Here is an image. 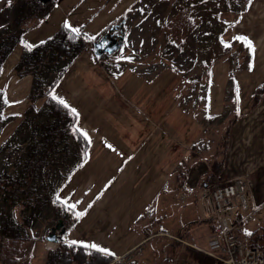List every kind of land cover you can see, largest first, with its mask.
I'll return each mask as SVG.
<instances>
[{
  "label": "crops",
  "instance_id": "obj_1",
  "mask_svg": "<svg viewBox=\"0 0 264 264\" xmlns=\"http://www.w3.org/2000/svg\"><path fill=\"white\" fill-rule=\"evenodd\" d=\"M1 1L6 5L12 0ZM140 1L55 0L50 14L26 32L24 41L38 44L63 24L95 38L109 26L123 24V17ZM231 27L253 48L245 44L237 50L236 45L230 61L226 56L213 61L204 107L206 115L233 116L223 170L213 185L236 179L243 184L246 207L235 199L239 207L234 220L244 215L242 211L264 207V95L250 110L254 92L264 84V0H250ZM119 50L108 58L109 68L93 51H84L51 92L76 110V127L88 141L83 162L57 194L78 214L64 240L89 250H107L99 252L113 258L109 264L146 263L144 247L160 236L206 248L215 224L206 179L222 136L212 143L205 116L184 107L177 94L180 75L173 67L152 72L117 68L112 58ZM21 51L18 44L0 74L7 101L3 115L12 118L0 133V145L31 104V77L20 78L14 70ZM180 231L194 237L180 239Z\"/></svg>",
  "mask_w": 264,
  "mask_h": 264
},
{
  "label": "trees",
  "instance_id": "obj_2",
  "mask_svg": "<svg viewBox=\"0 0 264 264\" xmlns=\"http://www.w3.org/2000/svg\"><path fill=\"white\" fill-rule=\"evenodd\" d=\"M247 3L240 12L247 7ZM54 4L55 0H12L5 7L9 11L8 18L0 22V74L11 52L22 44L19 60L14 67L15 74L20 78L31 77L28 95L31 104L9 138L0 145V155L7 153L8 160L0 171V261L3 264H19L22 261L20 256L17 257L18 249L38 223L48 222L43 235L46 239L49 228L59 221L63 222L67 233L78 219L75 210L59 200L57 194L83 162L88 141L76 127V114L53 99L51 92L76 58L88 48L94 52L95 43L114 26L90 38L77 34L63 24L49 38L28 45L24 35L50 14ZM228 7V0H224L223 10L228 11ZM187 14L188 8H181L178 22ZM216 22L210 32L213 39L221 47L227 44L225 39L228 38L230 45L231 34L227 29L233 22L220 15ZM244 47L245 43L242 42L240 48ZM114 53H102L95 57L109 68L107 59ZM224 55L229 61L232 59L231 45L224 49ZM263 95L264 84L254 92L250 110L259 104ZM6 105L5 94L0 90V133L12 119L3 115ZM228 133L229 126L222 135L218 157L210 162L212 173L206 179V189H210L222 173ZM239 218L241 216L235 219ZM215 225L216 220L213 229ZM250 236L255 247L264 249V223L250 232ZM177 237L183 239V233L180 231ZM174 244H179L178 239L174 240ZM186 247L191 264L213 263V258L203 251ZM112 261V257L99 251L65 244L61 239L55 249L46 252L44 264H109Z\"/></svg>",
  "mask_w": 264,
  "mask_h": 264
},
{
  "label": "rangeland",
  "instance_id": "obj_3",
  "mask_svg": "<svg viewBox=\"0 0 264 264\" xmlns=\"http://www.w3.org/2000/svg\"><path fill=\"white\" fill-rule=\"evenodd\" d=\"M223 1L141 0L126 14L123 22L124 41L120 50L112 58L118 61L117 68L120 66L134 67L152 72L164 67H173L180 75L177 94L189 112L205 116L207 129L212 132L210 136L212 143L218 140V136L221 137L224 134L233 116L217 117L211 114L206 115L205 112L204 105L210 68L214 60L224 59V49L227 48L225 44L220 47L210 32L217 23L216 18L219 15L234 23L242 6L248 0H228V11L223 10ZM0 6H2L0 7V22H5L9 15V11L6 9L7 4L4 5L0 0ZM184 7L188 8L189 14L183 16L181 22H178L179 11ZM227 31L231 34V50L236 45H238L237 50L241 49L242 42L236 39L234 28L230 27ZM228 40V38L225 39L227 45ZM210 153L209 155H214L215 152ZM6 162H8L7 153H4L0 155V171L4 169ZM236 199L241 202L240 197H236ZM238 207V205H234L233 211L225 214L228 221L234 218L233 214ZM242 213L244 215L252 214L251 219L244 225V228L246 227L248 230L257 229L261 222L264 223V207L258 211L250 208ZM244 215L241 217H245ZM47 224V221L38 223L30 233V237L21 243L19 252H17V257L20 256L22 260L19 264H44L46 252L57 247L58 243L43 238L47 231ZM245 232L250 233L246 230ZM183 236L187 240H192L194 233L184 231ZM62 240H64V236ZM64 243L67 244L65 240ZM144 248L148 250L149 256L148 261L144 264L192 263L186 255L187 247L180 243L175 245L174 240L167 236L154 238ZM198 248L194 249L200 251L206 249ZM0 264L3 263L0 261Z\"/></svg>",
  "mask_w": 264,
  "mask_h": 264
},
{
  "label": "built area",
  "instance_id": "obj_4",
  "mask_svg": "<svg viewBox=\"0 0 264 264\" xmlns=\"http://www.w3.org/2000/svg\"><path fill=\"white\" fill-rule=\"evenodd\" d=\"M242 186L236 179L232 183L219 182L209 190L208 199L216 225L207 250L203 252L213 258L212 264H264V249L255 247L251 236L244 231L252 214L231 221L225 216L233 211L236 197H240L241 205L246 207Z\"/></svg>",
  "mask_w": 264,
  "mask_h": 264
},
{
  "label": "water",
  "instance_id": "obj_5",
  "mask_svg": "<svg viewBox=\"0 0 264 264\" xmlns=\"http://www.w3.org/2000/svg\"><path fill=\"white\" fill-rule=\"evenodd\" d=\"M120 31L119 34H116L114 31ZM124 31L121 27V24L115 25L114 28L106 35H104L98 42L94 45V54L95 56H100L102 53L112 54L117 51L124 40ZM206 187V184H204ZM65 234V228L63 222L59 221L54 227L50 229L49 234L46 236V240L58 243L63 239Z\"/></svg>",
  "mask_w": 264,
  "mask_h": 264
},
{
  "label": "snow or ice",
  "instance_id": "obj_6",
  "mask_svg": "<svg viewBox=\"0 0 264 264\" xmlns=\"http://www.w3.org/2000/svg\"><path fill=\"white\" fill-rule=\"evenodd\" d=\"M237 40H241V42H243V43H245L246 44V46L247 47H249V49H252L253 48V46H252V42L250 41V40H248L246 37L245 38H241V37H237L236 38ZM26 47H28V45H25ZM225 47H230V45H227V44H225ZM53 99H57L58 100V102L60 103V104H62L65 108H68L69 107V105L63 100V99H59L58 97H56L55 95L53 96ZM72 111H73V113H75V109H72ZM76 115L78 116V113H76ZM83 135H85V136H87V134L86 133H84ZM109 147H111L110 145H109ZM249 235H250V233H248ZM75 243V242H74ZM91 247H94V248H96L97 246L96 245H92ZM99 251H102V252H106L107 250H105V249H98ZM110 254V253H109Z\"/></svg>",
  "mask_w": 264,
  "mask_h": 264
},
{
  "label": "bare ground",
  "instance_id": "obj_7",
  "mask_svg": "<svg viewBox=\"0 0 264 264\" xmlns=\"http://www.w3.org/2000/svg\"><path fill=\"white\" fill-rule=\"evenodd\" d=\"M64 235H65V234H64ZM64 235H63V236H64Z\"/></svg>",
  "mask_w": 264,
  "mask_h": 264
}]
</instances>
